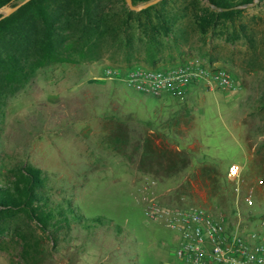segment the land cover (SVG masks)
Masks as SVG:
<instances>
[{
  "label": "rangeland",
  "instance_id": "374dc122",
  "mask_svg": "<svg viewBox=\"0 0 264 264\" xmlns=\"http://www.w3.org/2000/svg\"><path fill=\"white\" fill-rule=\"evenodd\" d=\"M110 6L119 8L121 2L110 0ZM241 20L256 31L255 43L232 41L221 23L207 35L193 32L182 50L174 51L182 62L196 58L230 70L237 89L195 83L182 97L145 95L100 78L107 66H128L113 46L94 62L38 68L23 88L6 96L1 183L15 185L26 166L38 167L44 177L38 190L53 210L69 199L86 217L107 223L87 227L72 221L49 236L19 215L1 227L0 264H185L175 254L178 234L165 219L146 215L153 198L173 207L199 206L232 222L240 186L242 194H253V202L242 208L253 210L259 221L264 212L263 8L247 7ZM132 63L147 65L143 55ZM146 136L160 147L191 149L196 157L186 169L166 176L150 172V163L143 171ZM233 163L241 166L239 178L227 175ZM209 167L216 168L215 183L205 172ZM25 238L37 246L32 255L24 250Z\"/></svg>",
  "mask_w": 264,
  "mask_h": 264
},
{
  "label": "trees",
  "instance_id": "16d2710c",
  "mask_svg": "<svg viewBox=\"0 0 264 264\" xmlns=\"http://www.w3.org/2000/svg\"><path fill=\"white\" fill-rule=\"evenodd\" d=\"M17 1L0 0V8L23 0ZM148 1L133 0L134 4ZM209 1L222 10L212 8L205 0H162L141 11L131 10L125 0H120L119 8L110 6V0L28 1L0 18V123L6 96L23 88L38 68L53 63L94 62L114 46L123 52L127 67L144 65L132 63L133 57L143 55L146 66L163 69L182 62L174 51L182 50L190 34L207 35L217 31L221 23L226 24L232 41L255 43L256 31L241 20L245 5L255 0ZM257 5L264 13V0ZM195 157L191 149L175 150L166 144L160 147L153 136H146L141 169L146 171L145 165L150 163V172L166 176L186 169ZM156 165L158 170L153 168ZM205 172L212 175L214 183L217 181L215 167ZM43 183V171L34 166H26L15 185L0 180V232L19 215L49 236L70 227L72 221H82L87 227L107 223L103 217H86L69 199L59 202L53 210L49 198L38 190ZM25 245L29 255L37 248L28 238Z\"/></svg>",
  "mask_w": 264,
  "mask_h": 264
},
{
  "label": "built area",
  "instance_id": "2783aa9c",
  "mask_svg": "<svg viewBox=\"0 0 264 264\" xmlns=\"http://www.w3.org/2000/svg\"><path fill=\"white\" fill-rule=\"evenodd\" d=\"M100 78L121 81L131 89L155 97L166 94L182 97L195 83L225 90L238 88L230 70L209 66L196 58L163 69L146 65L124 68L110 65L105 67ZM240 173L241 166L233 163L227 175L235 179ZM236 190L232 222L199 206L173 207L158 198L151 199L146 215L153 220L165 219L167 226L178 234L180 245L175 254L182 263L264 264V212L257 221L253 210L242 208V205L253 202L252 192L242 194L240 186ZM245 217L252 222L245 221Z\"/></svg>",
  "mask_w": 264,
  "mask_h": 264
},
{
  "label": "water",
  "instance_id": "95a60500",
  "mask_svg": "<svg viewBox=\"0 0 264 264\" xmlns=\"http://www.w3.org/2000/svg\"><path fill=\"white\" fill-rule=\"evenodd\" d=\"M30 0H23L22 2L18 3L15 6H11V5H5L3 7L0 8V14L2 15L0 18L8 16L10 14H12L13 12H15L19 7H21L23 4L27 3ZM162 0H150L148 2L142 3V4H134L133 0H125L127 6L134 11H141L145 8H148L152 5H155L157 3H159ZM207 2V4H209L212 8L217 9V10H222V8L214 5L213 3H211L209 0H205ZM259 0H255L253 3L250 4H246V7H251V6H255L257 5Z\"/></svg>",
  "mask_w": 264,
  "mask_h": 264
}]
</instances>
